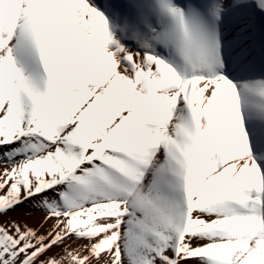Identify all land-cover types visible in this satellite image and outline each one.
<instances>
[{"label": "snow or ice", "instance_id": "obj_1", "mask_svg": "<svg viewBox=\"0 0 264 264\" xmlns=\"http://www.w3.org/2000/svg\"><path fill=\"white\" fill-rule=\"evenodd\" d=\"M0 264H264V0H0Z\"/></svg>", "mask_w": 264, "mask_h": 264}, {"label": "bare ground", "instance_id": "obj_2", "mask_svg": "<svg viewBox=\"0 0 264 264\" xmlns=\"http://www.w3.org/2000/svg\"><path fill=\"white\" fill-rule=\"evenodd\" d=\"M42 216V213L32 211L27 206H24L22 208H18L16 211L9 213L8 217H5L4 219H14L21 223H27L29 226L35 227L40 218Z\"/></svg>", "mask_w": 264, "mask_h": 264}]
</instances>
